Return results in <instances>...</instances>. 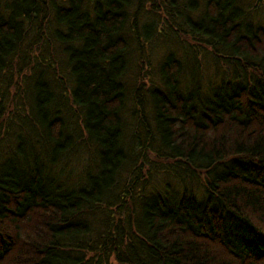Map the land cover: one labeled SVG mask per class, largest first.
Segmentation results:
<instances>
[{
    "label": "trees",
    "instance_id": "16d2710c",
    "mask_svg": "<svg viewBox=\"0 0 264 264\" xmlns=\"http://www.w3.org/2000/svg\"><path fill=\"white\" fill-rule=\"evenodd\" d=\"M260 14L264 0H0V264H264ZM136 61L146 87L124 80ZM127 140L182 189L145 199V180L136 197Z\"/></svg>",
    "mask_w": 264,
    "mask_h": 264
},
{
    "label": "rangeland",
    "instance_id": "374dc122",
    "mask_svg": "<svg viewBox=\"0 0 264 264\" xmlns=\"http://www.w3.org/2000/svg\"><path fill=\"white\" fill-rule=\"evenodd\" d=\"M259 16L264 18V14H260ZM179 39H181V38H179ZM186 41H188V40H186ZM160 43H161V40L157 39L155 41L153 48H150V50H149V57L152 60V65H154L156 62H158L164 55V51L161 48ZM204 54L207 55L208 51L205 52ZM135 64L141 65L142 72L141 73L139 72L137 77H136V70L126 72L127 76L124 80L129 86H133L138 80L140 82V84H142L144 87H146L147 84H146L145 78H146V73L148 71L147 68H149V67H147L145 62L136 61ZM149 78L153 82L158 81V78H156L154 72L149 73ZM146 109L148 111V108H146ZM81 141H83V143H85V137H82ZM138 143H139L138 140H134L133 143H130L129 140H127L125 142V146H126L127 151H128L127 153H128L129 159H128L127 163L123 165V168H122L123 169L122 178H124L125 176H128V173L131 171L130 168L133 165H135V163H136L135 171L138 173V168L141 169L142 178L140 179V182L135 187H132V191L135 193V196L137 197L139 191L142 190L141 189L142 183L145 180H147V188L145 191V195L143 196L145 199L149 195H151L152 193L157 192L156 190H162L167 182H170L172 184V186L170 185V187H171V190L173 192H176L177 190H181L184 182L181 181L180 179H179V181H176L172 178L164 179L163 175L165 174V171L169 167L168 164L170 161H166V160H164L163 157H159L158 155H156L155 148L150 149L146 153V155H147L146 158L140 159V158H142L141 154H142L143 149H141V147H140V145H138ZM86 147H87V145L76 144L74 150H77L78 148H82V149H79V150H81L80 153H78L76 155L77 158H79L78 162H80V165H81L84 161L85 164H90V167L92 169H94L95 165H96L95 155L92 156V158H90V157L88 158V156H87L88 150ZM130 150L132 151L131 152L132 154L130 153ZM152 150H153V155H152ZM131 158H133V160H131ZM154 168H155V170H151ZM147 173H150L149 176L147 175ZM153 179H155V181ZM113 236H116V234H113Z\"/></svg>",
    "mask_w": 264,
    "mask_h": 264
}]
</instances>
